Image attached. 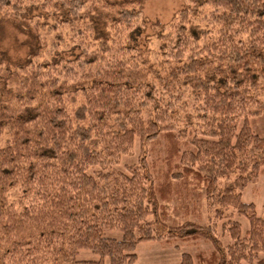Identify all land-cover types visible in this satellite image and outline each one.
<instances>
[{
	"label": "trees",
	"instance_id": "trees-1",
	"mask_svg": "<svg viewBox=\"0 0 264 264\" xmlns=\"http://www.w3.org/2000/svg\"><path fill=\"white\" fill-rule=\"evenodd\" d=\"M204 5L214 35L192 23ZM0 14L52 48L77 50L72 59L0 61V79L14 88L0 105V264H128L152 240L210 244L175 264L264 262V218L241 198L264 175V136L249 124L264 114V0L192 2L154 23L150 58L126 38L143 25L125 0H0ZM182 91L193 96L194 121L175 127ZM136 140L137 162L111 166ZM161 140L164 155L149 160ZM173 200L192 218L169 221ZM220 220L226 243L215 234ZM79 250L98 258L75 259Z\"/></svg>",
	"mask_w": 264,
	"mask_h": 264
},
{
	"label": "rangeland",
	"instance_id": "rangeland-1",
	"mask_svg": "<svg viewBox=\"0 0 264 264\" xmlns=\"http://www.w3.org/2000/svg\"><path fill=\"white\" fill-rule=\"evenodd\" d=\"M109 1H124V0H109ZM129 2L130 6L138 7L142 13V27L139 29L132 28L128 30L126 38L130 39L135 49H137L143 57H152L158 50L159 42L157 40V33L160 27L156 28L154 23L159 25L167 24L174 14L192 2H200V0H125ZM139 1V2H138ZM208 6H202V13L197 14L192 23L197 27H207L211 29L212 35L216 31V26L209 22ZM56 31V30H55ZM131 31V32H130ZM63 35L67 39V29L63 28ZM69 33V32H68ZM203 40L197 42L201 45ZM249 39L245 40L243 44H247ZM65 42L60 41L58 47L52 48L51 41L46 35L38 32L33 27H23L10 20L6 16L0 14V61L3 65H10L15 63H24L26 59L32 58L34 60L42 61L44 59L58 60V59H72L77 53V50L71 51L66 47ZM53 49V50H52ZM14 88L11 85H6L0 79V105L7 106L13 101ZM195 111L193 103V96L185 91L181 92L178 100H175V107L172 114V121L175 127L184 125V119L192 117ZM251 128L261 136H264V114L252 116L249 118ZM164 140L160 144L155 145L147 150V157L149 160H155L164 155ZM139 155V144L136 140L134 143L132 155H125L112 160L111 166L122 169L127 164L137 162ZM198 202L199 209L203 215V221H207V214H209L207 201L203 192ZM241 198L245 202H253L255 204L256 213L264 218V175H261L257 182L249 183L241 192ZM184 205H178L175 200L171 201L168 206L169 221L179 223L185 217H191V214L186 215L183 211ZM241 223L242 231L248 226L247 219L243 216H237ZM108 235L120 237L119 231H108ZM216 236L224 243L228 241V237L221 228V220L217 221L215 230ZM209 249L210 244L198 242L192 245L173 246L162 245L157 241L140 242L134 248L136 253L135 259L128 264H175L181 258V253L187 250L194 253L197 249ZM262 256V255H260ZM98 256L89 250H79L75 255V259H97ZM104 264H110L108 257L104 258ZM255 264H264V262H255Z\"/></svg>",
	"mask_w": 264,
	"mask_h": 264
}]
</instances>
